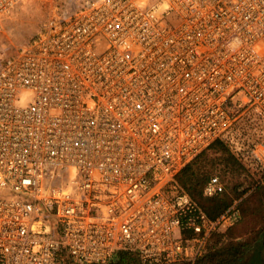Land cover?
<instances>
[{
  "label": "built area",
  "instance_id": "2783aa9c",
  "mask_svg": "<svg viewBox=\"0 0 264 264\" xmlns=\"http://www.w3.org/2000/svg\"><path fill=\"white\" fill-rule=\"evenodd\" d=\"M159 3L53 4L0 62V264H193L240 209L180 169L220 139L264 180V0Z\"/></svg>",
  "mask_w": 264,
  "mask_h": 264
},
{
  "label": "trees",
  "instance_id": "16d2710c",
  "mask_svg": "<svg viewBox=\"0 0 264 264\" xmlns=\"http://www.w3.org/2000/svg\"><path fill=\"white\" fill-rule=\"evenodd\" d=\"M213 149L218 153L215 158H208L206 161L202 155L205 151ZM217 164L223 174L236 175L246 169L242 162L232 153L227 145L220 139L214 140L208 148L197 154L192 160L186 163L177 173V179L192 195L196 202L210 217H216L232 201L233 197L240 196L236 183L227 190H222L213 196H206L202 188L206 179L210 176L206 165ZM241 201V200H240ZM244 208L240 202V218L245 220L247 216L255 215L264 204V180L258 183L248 198L244 199ZM232 226L223 232H213L205 245L203 253L193 264H264V222L258 227L252 228L243 237H236ZM64 252L61 257L65 264L69 259ZM107 264H138L137 258L129 252L119 251Z\"/></svg>",
  "mask_w": 264,
  "mask_h": 264
},
{
  "label": "rangeland",
  "instance_id": "374dc122",
  "mask_svg": "<svg viewBox=\"0 0 264 264\" xmlns=\"http://www.w3.org/2000/svg\"><path fill=\"white\" fill-rule=\"evenodd\" d=\"M82 1L83 0H30L25 10L18 12V18L16 20L0 25V62L3 58L14 52L25 41L33 36L37 29V26L39 25L45 14L46 9L51 5L56 4L58 7L66 10L77 6ZM217 154L218 153H216L213 149H209L205 151L202 157L206 161L208 158H215ZM205 167L206 169H208L210 176L217 175L219 177L223 184V190H227L232 186L233 183H236V188L240 191V196L233 197L232 201L234 199H237L238 206L240 202H242V208L245 207L244 199L248 198V196L251 195L254 191L256 185L263 181L257 177L256 173H251V170L247 167H245L246 169L240 171L236 175H233L231 173L223 174L221 170H219L220 166H217V164H214L213 166L206 165ZM207 180L208 179H206V181ZM176 182L180 188L188 192L186 188L181 184V182L177 179V177ZM202 192H204L203 188ZM204 195L213 196L214 194L208 195L204 192ZM232 201L230 203H232ZM262 206L263 207H261L259 209V212L255 213V215L247 216L245 220L240 219L239 221L235 222L234 225H231L233 231L235 230L236 234H239L241 237H243L246 233H248L250 229L256 228L259 226V224L263 223L264 204ZM225 230H221L219 232H223Z\"/></svg>",
  "mask_w": 264,
  "mask_h": 264
},
{
  "label": "clouds",
  "instance_id": "9594fccd",
  "mask_svg": "<svg viewBox=\"0 0 264 264\" xmlns=\"http://www.w3.org/2000/svg\"><path fill=\"white\" fill-rule=\"evenodd\" d=\"M30 0H0V25L18 18V12L25 10ZM138 7H144L146 0H134ZM168 7V0H160L157 11L162 12Z\"/></svg>",
  "mask_w": 264,
  "mask_h": 264
},
{
  "label": "crops",
  "instance_id": "0c3cea01",
  "mask_svg": "<svg viewBox=\"0 0 264 264\" xmlns=\"http://www.w3.org/2000/svg\"><path fill=\"white\" fill-rule=\"evenodd\" d=\"M234 224H235V223H234ZM234 224H233V225H234ZM229 227H231V226H229ZM236 237H237V238H239V237H240V235H239V234H237V236H236Z\"/></svg>",
  "mask_w": 264,
  "mask_h": 264
}]
</instances>
